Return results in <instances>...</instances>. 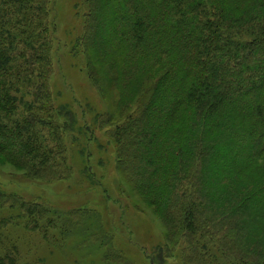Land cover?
<instances>
[{"label":"trees","instance_id":"1","mask_svg":"<svg viewBox=\"0 0 264 264\" xmlns=\"http://www.w3.org/2000/svg\"><path fill=\"white\" fill-rule=\"evenodd\" d=\"M86 3L73 50L103 56L129 97L152 80L146 104L110 135L118 164L169 226L166 251L179 244L181 264H264V0ZM49 6L0 0V163L51 181L70 171L54 118L72 115L48 89ZM3 207L21 213L0 217V237L18 218L52 227L49 206L0 191ZM0 264L25 263L13 247Z\"/></svg>","mask_w":264,"mask_h":264},{"label":"rangeland","instance_id":"2","mask_svg":"<svg viewBox=\"0 0 264 264\" xmlns=\"http://www.w3.org/2000/svg\"><path fill=\"white\" fill-rule=\"evenodd\" d=\"M49 10L54 31L48 89L52 104L72 115L54 118L65 124L61 136L70 171L50 181L0 163L2 194L51 207L53 220L52 227L42 220L40 229L32 230L23 224L33 222L18 218L22 226L2 231L0 252L14 247L25 264H158L160 257L163 264H181L179 244L166 251L169 226L118 164L110 135L127 114L146 104L152 80L129 97L115 85L116 73L103 56L92 48L73 50L82 34L86 0H50ZM20 115L18 109L14 117ZM19 213L18 207L0 208V217Z\"/></svg>","mask_w":264,"mask_h":264}]
</instances>
